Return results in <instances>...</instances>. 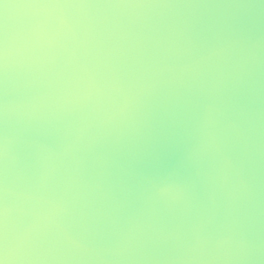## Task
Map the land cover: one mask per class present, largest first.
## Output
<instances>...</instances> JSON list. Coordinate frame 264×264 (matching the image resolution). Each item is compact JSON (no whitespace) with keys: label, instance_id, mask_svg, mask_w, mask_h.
I'll return each instance as SVG.
<instances>
[{"label":"clouds","instance_id":"clouds-1","mask_svg":"<svg viewBox=\"0 0 264 264\" xmlns=\"http://www.w3.org/2000/svg\"><path fill=\"white\" fill-rule=\"evenodd\" d=\"M0 264H264V0H0Z\"/></svg>","mask_w":264,"mask_h":264}]
</instances>
